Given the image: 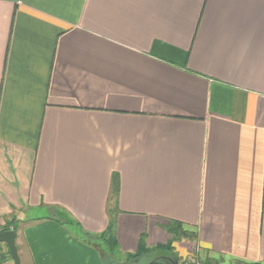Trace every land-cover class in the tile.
<instances>
[{"label": "crops", "instance_id": "crops-1", "mask_svg": "<svg viewBox=\"0 0 264 264\" xmlns=\"http://www.w3.org/2000/svg\"><path fill=\"white\" fill-rule=\"evenodd\" d=\"M109 208L121 253L177 221L181 257L264 263V0H0V232L102 264L66 225Z\"/></svg>", "mask_w": 264, "mask_h": 264}, {"label": "trees", "instance_id": "trees-1", "mask_svg": "<svg viewBox=\"0 0 264 264\" xmlns=\"http://www.w3.org/2000/svg\"><path fill=\"white\" fill-rule=\"evenodd\" d=\"M118 182L117 178L112 179V194L117 195ZM108 213V225L106 230L99 235H89L81 232L78 225L77 230L80 232V237L75 236L88 246L94 248L100 255L102 264H163L164 258H169L172 264H177L179 258L175 252L176 244L182 241L194 242L197 240V233L190 231L185 226L177 221H169L168 224L162 225L161 228L170 236V241L166 245H158L154 248H148L146 246V237L141 235L138 247L135 253L121 254L118 242L116 239V216L118 214L117 209L109 208ZM11 230L16 232L17 228L13 222L8 225L2 232ZM72 233H74L72 231ZM87 238V239H85ZM1 250H5L4 255H1L4 259H11L7 249L0 246ZM203 264H220L218 261L204 259ZM232 264H250L245 262L236 261ZM264 264V263H255Z\"/></svg>", "mask_w": 264, "mask_h": 264}, {"label": "water", "instance_id": "water-1", "mask_svg": "<svg viewBox=\"0 0 264 264\" xmlns=\"http://www.w3.org/2000/svg\"><path fill=\"white\" fill-rule=\"evenodd\" d=\"M16 239L17 234L13 230L0 232V245H3L7 249L14 264H21Z\"/></svg>", "mask_w": 264, "mask_h": 264}, {"label": "rangeland", "instance_id": "rangeland-1", "mask_svg": "<svg viewBox=\"0 0 264 264\" xmlns=\"http://www.w3.org/2000/svg\"><path fill=\"white\" fill-rule=\"evenodd\" d=\"M66 227L68 229H70V231H73L74 234L78 237H80V232L77 230V227L72 225V224H67ZM87 239V238H85ZM4 248L3 245H0ZM121 252V251H120ZM121 254H124V253H121ZM177 254V257L179 258V262L177 264H203V261H204V255H200L201 257H199L198 255H190V256H183L181 257L178 253ZM5 261L4 258L1 257L0 259V263H3ZM172 264V263H170Z\"/></svg>", "mask_w": 264, "mask_h": 264}, {"label": "built area", "instance_id": "built-area-1", "mask_svg": "<svg viewBox=\"0 0 264 264\" xmlns=\"http://www.w3.org/2000/svg\"><path fill=\"white\" fill-rule=\"evenodd\" d=\"M5 253V250H1L0 249V259H1V255H4ZM0 264H14L13 260L12 259H5V261L3 263H0Z\"/></svg>", "mask_w": 264, "mask_h": 264}, {"label": "flooded vegetation", "instance_id": "flooded-vegetation-1", "mask_svg": "<svg viewBox=\"0 0 264 264\" xmlns=\"http://www.w3.org/2000/svg\"><path fill=\"white\" fill-rule=\"evenodd\" d=\"M171 260L169 258H164L163 259V264H170Z\"/></svg>", "mask_w": 264, "mask_h": 264}]
</instances>
